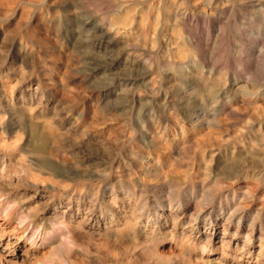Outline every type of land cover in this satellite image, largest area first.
<instances>
[{
  "label": "rangeland",
  "instance_id": "obj_1",
  "mask_svg": "<svg viewBox=\"0 0 264 264\" xmlns=\"http://www.w3.org/2000/svg\"><path fill=\"white\" fill-rule=\"evenodd\" d=\"M132 1L0 0V188L12 194L8 204L13 198L23 204L9 221L0 214V245L9 248L12 264L63 263L61 252L52 250L56 242L31 244L10 234L25 213L47 230L54 222L56 236L60 221L72 230L67 264H189L200 252L197 244L227 252L240 248L248 232L258 244V222L264 221V9L252 16L255 0L235 7L232 0L213 7L185 0L186 16L165 31L184 55L174 57L173 46L133 43L116 31L128 11L133 16L138 8L153 18L164 3L180 0L125 7ZM90 33L105 35V42L91 43ZM141 48L149 53L146 61L134 56ZM12 111L26 127L34 123L33 143L42 139L44 152L28 153L27 135L8 128ZM238 154L251 175L231 184L224 177L238 170L229 166ZM168 180L180 184L177 191ZM225 204L242 207L239 237L232 235L237 218L232 224L230 210L219 213ZM143 205L150 214L141 218L135 240L109 233L111 219ZM151 237L156 255L147 247Z\"/></svg>",
  "mask_w": 264,
  "mask_h": 264
},
{
  "label": "bare ground",
  "instance_id": "obj_2",
  "mask_svg": "<svg viewBox=\"0 0 264 264\" xmlns=\"http://www.w3.org/2000/svg\"><path fill=\"white\" fill-rule=\"evenodd\" d=\"M130 1V0H129ZM144 1V0H142ZM149 1V0H148ZM158 1V0H157ZM164 1V0H163ZM166 1V0H165ZM164 1V2H165ZM168 1V0H167ZM178 1V0H176ZM185 0H180L179 3L176 4L175 3H170L169 1L164 3V7H163V13L161 15H159V11L157 15L153 16V18L147 17V15H144V10L143 11H139V9L137 8L132 10L136 13H134L133 16L129 15V11L127 14V18H124L122 20H119V24L120 27L119 29L122 30L121 32L117 29L116 34H120V35H124V37H130L133 43H141V44H145L148 40V42L152 43V46H157L159 42H163L165 43V45H169V46H173V47H177V41L175 40L176 37L169 35L168 33H166L165 31H168L169 29L172 30L174 23L173 20L177 19V17L181 18L184 16H186V9L185 11H182V7L181 4L184 2ZM201 1V0H200ZM206 1V5L208 7H213L214 4H216L217 2H227V0H204ZM252 1V0H250ZM256 3H250L251 6H257L258 8L253 10L252 13H254L255 15L252 16H256V14L259 11H263L264 9V0H255ZM128 2V1H127ZM126 2V3H127ZM150 2V1H149ZM147 1L143 4L146 5ZM231 3L233 4V7H235V5H240L243 4L242 0H232ZM123 4V3H122ZM121 4V5H122ZM138 4H142L140 1L136 0L135 2L132 1V3L125 5V7H130L131 9V5H138ZM142 4V5H143ZM150 4V3H148ZM225 4V3H223ZM192 5V4H191ZM248 5V4H247ZM158 6V5H157ZM242 6V5H241ZM121 7V6H120ZM143 7V6H142ZM231 7V6H230ZM239 7V6H238ZM248 7V6H247ZM259 7H263V8H259ZM150 8V6L148 7V9ZM152 8V7H151ZM226 8V7H225ZM129 9V8H128ZM156 9V7H155ZM215 9V8H214ZM213 9V10H214ZM222 9V8H221ZM228 9V8H227ZM234 9V8H233ZM238 9V8H237ZM245 9V8H242ZM131 10V12H132ZM153 10V9H152ZM211 10V9H210ZM212 10V11H213ZM232 10V9H231ZM248 10V8H247ZM249 10H251L249 8ZM211 11V12H212ZM216 11V10H215ZM241 11V10H240ZM243 11V10H242ZM246 10H244L245 12ZM146 12V11H145ZM150 12V9H149ZM148 12V13H149ZM223 13V11H221ZM247 12V11H246ZM127 13V12H126ZM215 13V12H214ZM248 13V12H247ZM250 13V12H249ZM248 13V14H249ZM151 14V13H149ZM192 14V13H191ZM245 14V13H244ZM260 14V13H259ZM264 14V13H263ZM247 15V14H246ZM262 15V14H260ZM150 16V15H149ZM248 16V15H247ZM250 16V14H249ZM254 18V17H251ZM263 18V16H262ZM250 19V17H249ZM257 18H254V20ZM179 20V19H178ZM264 23V20H262ZM258 22V21H257ZM180 23V21H179ZM117 24V23H116ZM118 24V26H119ZM259 24V23H258ZM113 25V24H112ZM264 26V25H263ZM169 30V31H170ZM259 30V29H258ZM264 31V30H263ZM172 32V31H170ZM173 34V33H171ZM259 34V33H258ZM174 35V34H173ZM87 38L89 39V41H91V43H97V44H101L102 42H105V35L103 34H96V33H90L89 36H87ZM86 39V40H88ZM179 39V38H178ZM177 39V40H178ZM180 40V39H179ZM137 43V44H138ZM182 43V42H181ZM149 44V43H148ZM183 45V44H182ZM181 45V46H182ZM137 46V45H136ZM142 46V45H141ZM180 46V47H181ZM172 47V48H173ZM174 48V50H176L175 52H172L174 54L170 55V56H174L175 54H177L176 57H183L184 55L181 54L182 50L180 48ZM148 48V47H147ZM150 49V47L148 48V50ZM157 49V48H156ZM163 50V49H162ZM168 50V49H167ZM172 50V49H171ZM136 51V50H135ZM135 53V52H134ZM159 53V52H158ZM149 53H147L145 51V49L141 48L139 53L137 52V54H135V58H137V60H144L146 61L145 57L148 55ZM157 54V53H155ZM151 55V54H150ZM148 59V58H147ZM178 60V59H176ZM185 62V61H184ZM144 63V62H143ZM171 63V62H170ZM183 67V64H182ZM185 67V66H184ZM200 67V66H199ZM201 68V67H200ZM170 69V68H169ZM177 69V68H176ZM181 73V72H180ZM187 73V72H186ZM188 74V73H187ZM167 75V74H166ZM9 121H8V128L11 129H16L19 128L22 130V133H25L27 135V152L30 154L33 153H40V152H44V148L42 143V139H40L41 141L38 143H33V139L32 137L35 135L36 132V128L33 126L34 123L32 121H28L30 127H26L25 125H23L21 122L23 120V118L18 117V115L12 111V113L9 114ZM0 146H3V144L0 143ZM248 150V149H247ZM243 152V151H242ZM254 152V151H252ZM245 153V152H244ZM255 153V152H254ZM241 154L238 155H231V160L229 163V166L232 165V163H234V165H232V167L236 166V168H238V170H234L230 173H228L224 178L226 179V181H236L238 179H245L248 177V175L250 174V171H248V169L251 168V166L246 165L245 162H243L241 156ZM243 155V154H242ZM246 154H244V158ZM34 159V158H32ZM249 159V158H248ZM36 160L38 163L41 164V160L38 159H34ZM252 160V159H251ZM249 161V160H248ZM253 162V160H252ZM247 163V161H246ZM251 164V162H250ZM254 164V163H253ZM252 164V165H253ZM257 165V164H256ZM125 167V166H124ZM231 167V166H230ZM231 167V169H232ZM254 167V166H253ZM234 168V169H236ZM128 169V168H127ZM126 169V172H127ZM255 169V168H253ZM124 170V169H123ZM259 170V169H258ZM125 171V170H124ZM123 171V172H124ZM230 171V170H229ZM257 171V170H256ZM263 172V171H262ZM129 173V172H128ZM253 173V172H252ZM125 175V174H124ZM131 175V174H130ZM257 175V174H256ZM255 175V176H256ZM215 177V176H214ZM217 177V176H216ZM253 177V175H252ZM123 180V179H122ZM174 180V179H172ZM256 180V179H254ZM169 181L171 183H169ZM180 181V180H179ZM258 181V180H257ZM175 182V181H174ZM178 182V181H177ZM185 182V181H183ZM173 181L168 180L167 182H165L166 185H168V187H172V189L174 188V190L177 188H175L176 186H178L179 183H176V185H174ZM129 184V183H128ZM232 184V183H231ZM110 185V184H109ZM180 185V184H179ZM183 185V184H182ZM185 187H189L191 189H193L194 191H196V188H194V183H184ZM114 186V185H113ZM112 186V189H113ZM123 186V185H120ZM133 186V185H132ZM129 186V187H132ZM2 187V186H1ZM183 187V186H182ZM188 189V188H187ZM117 190V189H116ZM133 190V189H132ZM134 191V190H133ZM174 191V192H176ZM170 192V191H169ZM168 191L164 192V194L167 196V200L171 203L173 198L171 194H169ZM97 193V192H95ZM124 193L128 194L126 191H124ZM138 193V192H137ZM140 193V192H139ZM177 193V192H176ZM189 192L187 191V194ZM135 194V193H133ZM133 194H128L130 195L132 198H134ZM190 194H192V191L190 192ZM171 195V196H169ZM176 195V194H175ZM180 194H178L177 196H179ZM139 196V195H138ZM241 196H244V193L241 194ZM10 197H12V194L10 193V191H8V189L6 188H0V214L1 217L4 221H9V216L10 213L12 211L13 208H15L16 206L20 205L19 208L23 205L22 201L17 200V199H12L11 200V204H8V200H10ZM93 197V196H92ZM136 197V196H135ZM228 197V196H227ZM232 201H234L235 198V191L234 194H232L231 197ZM139 199V198H138ZM134 201V200H133ZM137 203V202H136ZM170 205V204H169ZM233 205V204H232ZM181 203L178 202L177 203V207H180ZM231 204H225L223 206H219V213L225 214L226 212H228L227 215V220L230 221V223L233 224V218L236 219L237 218V222L234 223V227H235V231L233 232V237H239V233L238 230L241 228L240 227V223L242 224V222H244V219H246L243 215L242 211V207L240 205H236L235 207H232ZM129 209V208H128ZM131 209V208H130ZM134 209V208H133ZM203 208H201L200 211H202ZM213 210L214 208L211 207L208 211H206L205 213L210 217L213 216ZM147 214H150V211H145L144 210V205L140 206L138 209L136 210H132L129 213H123L120 214L121 216L119 217V219H111L110 221V231H115L117 238L119 237V239L123 240V239H132L131 241L135 240L136 238V231L138 230L139 227V223L141 221L142 217H146L147 218ZM116 216V215H115ZM202 213L199 212L197 214V217H201ZM218 216V215H217ZM37 216L35 214H19L17 215V217L15 218V224L13 226V229L11 230L10 234H14L16 233L17 240L26 238L28 239V242L31 244H43L44 242H50V241H54L56 242L55 245L52 246V250H59L62 254V257L65 259H62L59 261V263L63 262L62 264H67V260L69 259L70 251H71V247H70V241L72 240V234L71 231L66 230L63 225V222L60 221L58 223H56V226H58V228L56 230H59V236H56V234H54L55 228L53 226L54 222H48L50 223V226L47 229H45L42 226V223L37 222ZM152 217V216H151ZM116 218V217H115ZM156 219V218H154ZM144 221V220H143ZM152 221V220H151ZM213 221H210L209 223L212 224ZM208 223V224H209ZM115 224H117V227H115ZM258 224H260V235L258 237V244L255 245V242H253L251 240V235L248 233H245L244 235V240H243V244L242 246H235V247H231L229 248V250L226 252L221 248V245L218 246L216 249H210L207 248L206 245H196L195 247L200 251L197 252L198 254L196 256H193L192 260H189V264H264V221L259 220ZM213 225L209 226L212 227ZM248 226L251 227V229L254 228L255 226V220L252 219L250 222H248ZM57 232V231H56ZM153 232V231H152ZM224 233L226 232L225 230L223 231ZM159 233V232H158ZM4 235V234H3ZM0 236V243L1 241H3L4 238H2V236ZM169 238L172 239V234L170 233H165V236H168ZM149 236V235H148ZM11 238V236H7V238ZM183 237V236H182ZM13 238V237H12ZM138 238V237H137ZM147 238V237H146ZM70 239V240H69ZM181 239L183 238H179L177 241L180 242ZM159 240V239H158ZM237 240V239H236ZM143 241V240H142ZM148 242L147 247L153 251V247H155L154 245V238L151 237L148 240H146ZM127 242V240H126ZM144 242V241H143ZM53 244V243H52ZM123 244V242H122ZM125 244V242H124ZM145 244V243H144ZM181 244V242H180ZM222 244V243H221ZM7 245V244H6ZM135 246V245H134ZM146 246V245H145ZM137 247V244L136 246ZM143 247V246H142ZM143 248H141L142 251ZM146 247L144 248V250L146 251ZM143 250V251H144ZM2 252H4L5 254L2 255ZM10 253L9 248H7L6 246H1L0 245V264H12L14 261L10 258H7L6 256H8ZM155 251H153L152 254L150 255H156L154 254ZM156 253L157 250H156ZM215 253L218 254V256L215 258L213 257V255H215ZM73 255V254H72ZM71 255V256H72ZM251 258L254 259V261H251ZM58 259V258H57ZM59 260V259H58ZM71 260V258H70ZM41 264V263H40ZM70 264V263H68ZM71 264H72V260H71Z\"/></svg>",
  "mask_w": 264,
  "mask_h": 264
}]
</instances>
